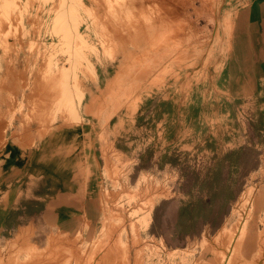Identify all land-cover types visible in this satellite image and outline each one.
Returning a JSON list of instances; mask_svg holds the SVG:
<instances>
[{
    "label": "rangeland",
    "instance_id": "rangeland-1",
    "mask_svg": "<svg viewBox=\"0 0 264 264\" xmlns=\"http://www.w3.org/2000/svg\"><path fill=\"white\" fill-rule=\"evenodd\" d=\"M220 15L219 0H0V96L15 104L3 116L10 129L21 122H79L81 81L94 79L93 62L114 60L123 36L149 38L129 44L136 49L131 63L138 58L148 66L151 55L173 60L151 87L166 84L171 72L180 82L184 64L190 90V131L183 147L175 140L173 165L155 164L132 179L133 163L107 147L112 161L104 172L100 227L73 234L47 229L44 243L23 237L0 243V264H264V202L257 205L264 149L258 133L246 130L243 108L232 109L217 82L229 57L232 19L230 12ZM166 41L169 52H160ZM24 91L33 97L30 105L23 104ZM140 101L130 103V116ZM6 111L0 102V116ZM198 197L206 204L192 230L189 218L179 224L180 208ZM244 228L257 237L237 258Z\"/></svg>",
    "mask_w": 264,
    "mask_h": 264
},
{
    "label": "crops",
    "instance_id": "crops-1",
    "mask_svg": "<svg viewBox=\"0 0 264 264\" xmlns=\"http://www.w3.org/2000/svg\"><path fill=\"white\" fill-rule=\"evenodd\" d=\"M219 11L220 16L230 12L232 19L229 57L217 82L230 107L243 108L246 130L258 133L256 141L264 149V0H219ZM219 33L225 35L223 29ZM147 37H119L120 49L113 61L93 62L94 79L81 81L83 99L76 107L79 122H21L10 129L3 116L15 104L7 95L0 96L7 109L0 116V243L21 237L23 243L31 239L44 243L47 229L73 234L100 227L104 172L112 161L107 147L124 163H133L132 179L152 171L155 164L173 165L179 147L175 140L183 147L190 131L189 68L184 71L183 64L177 84L171 72L166 84L151 87L149 82L163 77L173 60L159 61L151 55L148 66L138 58L131 63L136 49L129 44L138 39L146 44ZM169 43L160 52H169ZM17 80L11 78V83ZM22 96L23 104L30 105L31 94L24 91ZM137 100H141L137 111L130 116L126 109ZM197 108L201 111L203 105L198 103ZM202 198L182 204L179 224L185 226L189 218L192 230L199 227L192 221L199 223L203 217L206 199ZM263 202L264 189L257 205ZM256 237L249 228L246 250Z\"/></svg>",
    "mask_w": 264,
    "mask_h": 264
},
{
    "label": "bare ground",
    "instance_id": "bare-ground-1",
    "mask_svg": "<svg viewBox=\"0 0 264 264\" xmlns=\"http://www.w3.org/2000/svg\"><path fill=\"white\" fill-rule=\"evenodd\" d=\"M162 2V1H161ZM136 8V7H135ZM174 12V11H173ZM175 21V20H174ZM153 22V21H152ZM114 25V24H113ZM143 29V28H142ZM139 30V29H138ZM214 35V34H213ZM121 36H123V35H121ZM141 36V35H140ZM148 38V37H147ZM152 38V37H151ZM147 40H149V38L147 39ZM153 40V39H152ZM155 40V39H154ZM150 42V41H149ZM129 43V42H128ZM210 48V47H209ZM160 49V48H159ZM208 51V50H207ZM133 55V54H132ZM156 57V56H155ZM130 62V61H129ZM49 109V108H48ZM61 150V149H60ZM235 151V150H234ZM232 157V156H231ZM140 195V194H139ZM245 201V199H243V197L240 199V202L239 203H241L242 205L245 203L244 202ZM239 212V211H238ZM126 220V219H125ZM83 223V222H82ZM85 223V222H84ZM244 223V222H243ZM246 225L248 224V221H246V223H245ZM124 225V224H123ZM244 231L246 232V235H241V236H239L240 238H238V240H237V243H236V247H235V253H236V256H237V258H239L240 256H241V254H244V252L246 251V248H247V244H246V239H247V236H248V230L247 229H245L244 228ZM116 234V233H115ZM235 238H237V237H235ZM220 239V238H219ZM235 240V239H234ZM111 241V240H110ZM235 242V241H234ZM113 243V242H112ZM212 243V242H211ZM221 244V243H220ZM234 245V244H233ZM108 246H110V245H108ZM112 246H113V244H112ZM232 247V246H231ZM118 248V247H117ZM129 248H130V245H129ZM75 249H76V247H75ZM89 249V248H88ZM105 249H107V248H105ZM108 250V249H107ZM88 251V250H87ZM86 251V252H87ZM99 251V250H98ZM120 251V250H119ZM220 251V250H219ZM73 252V251H72ZM104 252H106V250L104 251ZM80 254V253H79ZM105 254V253H104ZM116 254V253H115ZM109 255V254H108ZM222 255V254H221ZM77 257V256H76ZM86 257H87V255H86ZM92 257H93V255H92ZM98 256H96V258H97ZM103 257V256H102ZM228 257H230V256H228ZM78 259H79V257H77ZM99 258V257H98ZM97 258V259H98ZM112 257H110V259H111ZM224 258V257H223ZM222 258V259H223ZM84 259V258H83ZM103 259V258H102ZM119 259V258H118ZM127 259V258H126ZM229 259V258H228ZM42 260V259H41ZM85 260V259H84ZM82 261V262H85V261ZM88 260V259H87ZM92 260V259H91ZM99 261L101 260V259H98ZM241 260V259H240ZM45 261V260H44ZM77 261V260H76ZM103 261V260H102ZM106 261V260H105ZM235 261V260H234ZM81 262V261H80ZM93 262V261H92ZM91 262V263H92ZM98 262V261H97ZM109 262V261H108ZM112 262V261H111ZM215 262H217V261H215ZM29 263V262H28ZM40 263V262H39ZM54 263V262H53ZM96 263V262H95ZM105 263V262H104ZM113 263V262H112ZM117 263V262H116ZM3 264V263H2ZM33 264V263H32ZM38 264V263H37ZM55 264V263H54ZM82 264V263H81ZM84 264V263H83ZM100 264H101V262H100ZM103 264V263H102Z\"/></svg>",
    "mask_w": 264,
    "mask_h": 264
}]
</instances>
